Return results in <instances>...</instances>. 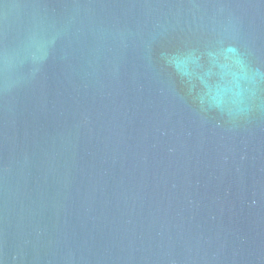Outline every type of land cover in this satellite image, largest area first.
<instances>
[{
	"label": "water",
	"instance_id": "obj_1",
	"mask_svg": "<svg viewBox=\"0 0 264 264\" xmlns=\"http://www.w3.org/2000/svg\"><path fill=\"white\" fill-rule=\"evenodd\" d=\"M0 264H264V0H0Z\"/></svg>",
	"mask_w": 264,
	"mask_h": 264
}]
</instances>
